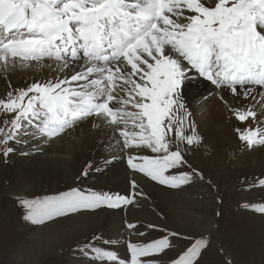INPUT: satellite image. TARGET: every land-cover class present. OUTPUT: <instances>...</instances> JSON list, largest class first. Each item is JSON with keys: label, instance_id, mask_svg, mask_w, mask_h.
<instances>
[{"label": "snow or ice", "instance_id": "obj_1", "mask_svg": "<svg viewBox=\"0 0 264 264\" xmlns=\"http://www.w3.org/2000/svg\"><path fill=\"white\" fill-rule=\"evenodd\" d=\"M53 66L80 70L10 90L0 98V114L11 116L0 125V154L5 159L14 151L10 142L33 128V135L51 138L93 117L112 127L125 148L156 154L139 157L141 163L129 157L132 169L172 188L187 184L192 174L165 173L186 163L182 145L201 143L181 102L193 69L235 98L255 101L229 111L247 125L235 129L242 146H264V118L256 110L259 104L264 113V0H0V71ZM259 184L264 186V179ZM132 202L76 189L19 201L26 209L24 220L32 224ZM258 210L264 212V206ZM205 246V241H197L172 264H194ZM169 247L164 236L147 244L129 242V260L91 244L81 251L90 249L101 264H158L151 257Z\"/></svg>", "mask_w": 264, "mask_h": 264}, {"label": "bare ground", "instance_id": "obj_2", "mask_svg": "<svg viewBox=\"0 0 264 264\" xmlns=\"http://www.w3.org/2000/svg\"><path fill=\"white\" fill-rule=\"evenodd\" d=\"M44 63L54 64L49 60H45ZM74 70L80 69L73 66L60 71L53 66L39 70L13 69L7 73L0 71V98L10 90L26 89L36 81L44 82L54 77L70 76ZM257 91L261 89L258 87ZM181 102L187 109L189 120L195 124L196 134L201 135V146L206 144L208 148L214 147L209 143L213 141L218 145L215 148L225 151V155L227 154L225 158L230 157L229 164L221 165L222 169L231 171L236 181L243 182L238 186V199L255 207L259 216L252 217L259 221L261 230L264 231V212L258 210L264 206V186L259 184V181L264 179V146H255L251 150L243 147L235 129L247 125H241L229 111L230 107L237 108L241 103L252 105L255 101L251 98L247 101H244L243 97L235 98L228 90L217 88L193 69L182 89ZM259 108L260 105L256 104L258 116L264 118V113H261ZM35 131L33 128L27 134L21 135L18 141L10 142L14 151L4 159V165L0 168V179L5 183L17 186V191L28 195L53 193L60 188L75 185L77 186L75 189L84 194L106 193L114 198L133 197V202L121 203L115 208L101 205L95 209H81L44 223L42 227L33 229L32 234L14 247L9 264H38L48 254L47 252L54 248L62 252L68 251L72 264H101L95 255L81 249L90 244V241L101 245L103 240L115 242L114 247L102 248L115 251L120 257L122 244L134 235L127 228L125 221L150 218L142 207L145 203L153 204L158 212L159 205L164 208L161 214L169 223L175 220L183 224L191 222L201 229L204 227L202 216L206 213L191 212L189 204H194L192 200L196 201L194 194H206L205 188L209 186L206 175L196 171L195 174L190 172L189 174H192L190 182L177 188L151 180L143 173L132 169L128 159L137 157L134 162L141 163L139 157L156 154L147 148H125L122 138L112 127L99 123L93 117L79 121L60 135L51 138L33 135ZM185 131L186 134H190L189 129L186 128ZM179 173L186 172L174 168L165 174ZM198 178H201L202 182L194 181ZM128 180L135 181L137 187L131 188ZM137 192L143 195H135ZM129 194L132 196H128ZM210 197L213 199V195ZM203 201L204 199H201L198 202ZM173 208L177 210L172 211ZM8 221L15 222L14 214L3 216L0 227ZM39 236L41 238H38ZM38 239L44 242H39V245L36 243ZM92 258H95V262Z\"/></svg>", "mask_w": 264, "mask_h": 264}, {"label": "rangeland", "instance_id": "obj_3", "mask_svg": "<svg viewBox=\"0 0 264 264\" xmlns=\"http://www.w3.org/2000/svg\"><path fill=\"white\" fill-rule=\"evenodd\" d=\"M10 118V115L0 114V125H3L5 119ZM198 136L201 138V135ZM209 143L214 147H209L211 148L209 149L206 144L202 146L199 144L198 146L185 145V148L182 145L185 149L184 157L186 163L177 167L182 172L190 173L195 170L208 177L209 183L207 185L209 186L204 187L206 194H194L196 201L192 200L194 204H189L192 209L191 212L202 213L204 211L206 213V215L202 216L204 218V227L201 229L191 222L183 224L179 221L175 222V220L169 223L161 214L164 212V208L159 205L158 212L153 204L145 203L142 207L147 211L148 217L152 219H144V221L143 218H136L125 221L127 228L134 235L132 238L126 239L122 244L121 259H130V253L127 249L128 242L147 244L150 241L167 236L170 241V247L163 253L151 257L158 264H172L174 260L178 259L181 254L185 253L199 240L205 241L206 246L200 250V255L194 264H264V231L261 230L259 221L252 217L254 215L259 216V212L248 202H242L238 199V186H241L239 183L243 182L236 181L231 171L222 169L223 166L221 165H224V163L229 164L230 161L228 159L230 157L228 159L225 158L227 154L225 155V151L223 152L219 148H215L218 147L216 143L213 141ZM0 156L2 158V164L0 163L1 168L4 165L5 158L2 154ZM220 169L222 170L221 173L219 172ZM201 180V178L194 179V181L199 182H202ZM128 184L132 188L131 180H128ZM75 188L77 186L74 185L69 188H60L53 193L28 195L17 191V186L14 187L0 179V224L1 218L5 215L14 214L15 220L13 223L8 221L0 227V264H9V257L14 247L25 237L32 234L34 232L33 229L42 227L44 224H32L25 221L23 217L26 209L20 206L19 201H36L57 197L61 194L69 193ZM199 189L202 191L201 188ZM210 195H213V199ZM128 196H132V194ZM129 199H133V197ZM201 199H204V201L202 203L198 202ZM176 210V208L172 209V211ZM50 221H46L45 223ZM129 225H134L135 227L130 228ZM149 225H155L156 228H149ZM99 232H101V229H99ZM139 233H144V235H139ZM172 233L177 235H171ZM41 236L38 238H41ZM104 241H102L101 245L94 244L92 243L93 241H90V244L99 248H102V246L114 247V243L109 245L105 244ZM39 242L40 239L36 241L40 245L44 240ZM55 249L47 252L48 254L38 264H72L68 251L62 252ZM86 252L94 256L90 249ZM23 261L25 262V260ZM92 261L95 262V258H92Z\"/></svg>", "mask_w": 264, "mask_h": 264}]
</instances>
